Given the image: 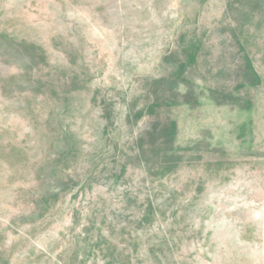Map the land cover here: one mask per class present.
<instances>
[{
    "label": "rangeland",
    "instance_id": "374dc122",
    "mask_svg": "<svg viewBox=\"0 0 264 264\" xmlns=\"http://www.w3.org/2000/svg\"><path fill=\"white\" fill-rule=\"evenodd\" d=\"M0 264H264V0H0Z\"/></svg>",
    "mask_w": 264,
    "mask_h": 264
}]
</instances>
